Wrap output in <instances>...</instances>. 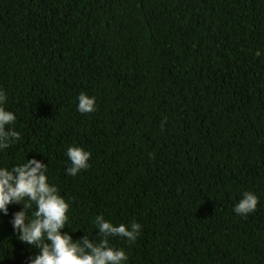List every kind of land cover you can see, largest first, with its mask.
<instances>
[{
  "label": "trees",
  "instance_id": "obj_1",
  "mask_svg": "<svg viewBox=\"0 0 264 264\" xmlns=\"http://www.w3.org/2000/svg\"><path fill=\"white\" fill-rule=\"evenodd\" d=\"M0 88L20 133L0 166L48 163L62 231L92 237L103 214L142 225L110 239L128 264H264V0H0ZM73 144L91 153L75 177ZM21 207L0 215V264L37 251L9 223Z\"/></svg>",
  "mask_w": 264,
  "mask_h": 264
},
{
  "label": "clouds",
  "instance_id": "obj_2",
  "mask_svg": "<svg viewBox=\"0 0 264 264\" xmlns=\"http://www.w3.org/2000/svg\"><path fill=\"white\" fill-rule=\"evenodd\" d=\"M75 99L76 109L81 114L96 110L95 96L80 92ZM6 102V93L0 88V152L20 139V133L14 127L16 115L6 109ZM65 156L67 176L75 177L89 167L91 153L81 146H67ZM14 204L22 207L11 213L9 223L13 233L20 242L37 250L27 257V264H128L127 252L113 247L110 239H126L133 243L142 228L136 221L114 224L100 214L91 220L97 230L95 235L83 234L74 239L69 231H62L69 221L70 203L57 185L50 183L48 163L35 157L25 158L11 167L0 166V215L8 216L9 206ZM257 204L258 197L254 192L243 191L232 211L246 218L256 211ZM33 206L29 218L27 212Z\"/></svg>",
  "mask_w": 264,
  "mask_h": 264
}]
</instances>
